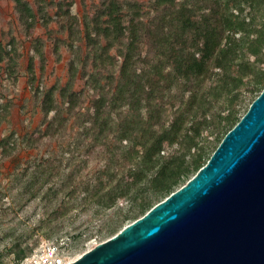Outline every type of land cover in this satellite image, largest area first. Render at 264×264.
<instances>
[{
    "label": "trees",
    "instance_id": "16d2710c",
    "mask_svg": "<svg viewBox=\"0 0 264 264\" xmlns=\"http://www.w3.org/2000/svg\"><path fill=\"white\" fill-rule=\"evenodd\" d=\"M11 1L26 34L40 21L57 61L62 46L71 55L66 81L43 90L27 63L42 113L37 140L61 137L72 118L78 134L58 158L26 161L17 193L38 202L47 236L65 230L78 249L181 187L264 88V0H90L81 17L73 0ZM30 46L43 75L44 41ZM17 61L15 39L0 40V64L13 80ZM78 79L91 93L83 113ZM10 139H0V161ZM82 218L101 225L88 236L82 225L64 229ZM23 244L8 247L13 263L30 253Z\"/></svg>",
    "mask_w": 264,
    "mask_h": 264
},
{
    "label": "water",
    "instance_id": "95a60500",
    "mask_svg": "<svg viewBox=\"0 0 264 264\" xmlns=\"http://www.w3.org/2000/svg\"><path fill=\"white\" fill-rule=\"evenodd\" d=\"M69 264H264V88L189 180Z\"/></svg>",
    "mask_w": 264,
    "mask_h": 264
},
{
    "label": "rangeland",
    "instance_id": "374dc122",
    "mask_svg": "<svg viewBox=\"0 0 264 264\" xmlns=\"http://www.w3.org/2000/svg\"><path fill=\"white\" fill-rule=\"evenodd\" d=\"M32 2V0H28ZM72 11L79 17L90 10V0H73ZM52 13V10H49ZM55 30L54 24L49 26ZM28 34L17 23L12 11L11 0H0V40L7 44L11 38L15 39L18 53L16 79L9 77L5 64H0V139L12 136L9 140L11 154L0 161V264H13L11 253L7 250L15 239H20L30 252L47 241L57 242L63 247L70 259H77L99 242L85 241L82 248L70 237L64 236V231L47 236L40 218L41 207L35 200L28 201L29 195L17 193L20 188L16 180L17 171L26 161L34 158L55 159L62 153L72 149L78 142L75 118H72L65 133L56 139H42L38 141V134L43 130L42 113L39 102L33 96L27 85L26 66L30 60L35 63L37 83L41 89H46L55 83L63 84L66 81V64L70 53L65 47L60 48V59L52 53V44L47 37L46 30L40 21L29 29ZM33 38L44 41V55L46 57L43 75L38 70V62L34 57L30 43ZM75 91H82L81 113L88 106L91 93L84 88V82L78 79ZM84 90V92H83ZM31 139V140H28ZM28 140V141H27ZM14 145V146H13ZM86 218L71 224L65 223L67 231L81 226L86 236L92 235L100 227V222L86 223ZM85 239V235L83 236Z\"/></svg>",
    "mask_w": 264,
    "mask_h": 264
},
{
    "label": "built area",
    "instance_id": "2783aa9c",
    "mask_svg": "<svg viewBox=\"0 0 264 264\" xmlns=\"http://www.w3.org/2000/svg\"><path fill=\"white\" fill-rule=\"evenodd\" d=\"M72 261L57 242L47 241L13 264H69Z\"/></svg>",
    "mask_w": 264,
    "mask_h": 264
}]
</instances>
